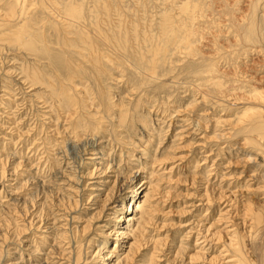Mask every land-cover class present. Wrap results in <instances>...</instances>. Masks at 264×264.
<instances>
[{"label": "rangeland", "instance_id": "obj_1", "mask_svg": "<svg viewBox=\"0 0 264 264\" xmlns=\"http://www.w3.org/2000/svg\"><path fill=\"white\" fill-rule=\"evenodd\" d=\"M94 1L62 0L81 7L90 29H95L90 14ZM114 2L121 9L120 20L131 23L145 40L137 50L154 64L155 74L148 78L150 70L142 69L143 74L133 60L132 65L120 68L108 64L107 94L130 109L113 132L107 126V134L96 137V132L93 136L80 128L81 136L73 138L65 117L54 108L56 98L50 87L24 73L30 64L49 71V60L40 56L42 44L37 42L27 50L8 39L0 40V259L6 257L1 249L4 237L15 240L17 225L25 227L41 215L48 223L45 227L51 228L47 233L44 228L37 230L36 238L44 234L47 240L40 264H46L45 252L61 241L54 237L68 229L70 235L77 229L89 236L95 252L104 251L94 264H102L103 254L112 251L111 262L116 264L124 252L120 251L123 241H116L117 233L130 222L125 219L133 212L137 220L126 230L139 228L141 247L127 264H238L235 248L239 245L248 254L252 249L249 256L260 263L264 251L256 246L259 239L253 240L251 248L248 242L253 232L257 234L253 228L256 215L264 214L260 177L264 169L258 170L264 162L245 144L247 131L238 127L249 98L264 93V43H251L244 36L254 8L252 0ZM12 4L13 0H0L4 37L22 21L6 16ZM28 7L24 10L31 17L39 16L33 5ZM256 13L264 14V0L259 1ZM166 16L182 27L180 38L185 30L191 33V43L155 55L152 49L166 44V37L159 34ZM51 26V22L44 25L48 52L58 57L60 37ZM34 35L39 40L40 30ZM72 89L89 102L96 94L92 83L79 78L73 79ZM96 138L103 147L97 152L106 154L103 159L114 157L113 171H102L106 160H99L93 154L96 151L85 152ZM143 149H147L145 156ZM138 166L144 168L138 171ZM120 172L124 180L116 182ZM134 190L138 191L131 193ZM109 193L122 195L109 206ZM15 211L25 217H16ZM10 242V256L4 264H39L32 259L27 262L26 251L19 250L16 241Z\"/></svg>", "mask_w": 264, "mask_h": 264}, {"label": "bare ground", "instance_id": "obj_2", "mask_svg": "<svg viewBox=\"0 0 264 264\" xmlns=\"http://www.w3.org/2000/svg\"><path fill=\"white\" fill-rule=\"evenodd\" d=\"M114 1L115 0L94 1V11L90 12V14L93 16L91 25H93L95 29H90L84 24L87 19L85 13L81 11V7L75 6L74 3H68L69 1L67 3H63L62 0H13V4L6 16L11 18L17 17L18 19L21 18V24L17 30L11 32V34L7 37H4V35H7V33L0 34V40L8 39L9 41H13V43H16V45L23 46V48L27 50L35 48V44L37 42H40L42 44L41 46H43L44 49L42 48L43 51L40 56L46 57L49 60L47 62L49 71H43L42 69H40V65L38 66L30 64L25 66L24 73L29 79L33 81H40L43 85L50 87V92L54 94L56 98V104L54 105V108L59 113V115L63 114L62 117H65L64 122L67 123V128L74 134L73 138L75 137V139L76 136L78 137L80 128L92 132L93 136L94 132H96V137L97 133H103L104 130H106L107 126L111 130L114 129V127H116L118 123L122 122V120L125 119L124 114L126 112H129L130 110L129 108H124L125 102L123 103V101L120 102L119 100H113L112 97L107 94L106 86L104 83L107 73H110L107 67L108 64H114L115 67L120 68L132 65L131 60H133L135 69H139V71L141 70L140 72H143V74L144 71H142V69L145 68L150 70L149 72L147 70L148 78L153 77V75L155 74L154 64L149 63L146 59L145 54L137 50V48H139L145 42V40L140 39V35H138L135 27L132 26L131 23L124 22L122 19L120 20L121 17H119V15L121 12H119V10L121 11V9H118V6H116V2ZM259 1L260 0H252L254 8L248 20L249 26L247 27L244 35L245 39L251 43H256L258 41L264 43V14L256 13L257 8L259 7ZM28 5H33L34 7H32V9L34 8L33 10L35 11V13H39V16L31 17V13L25 12L24 8L26 9ZM185 12L187 14L190 13L188 16L191 15L189 9L186 8ZM16 20L15 23L17 22ZM171 20L172 19L170 16H166L161 22L162 24L160 25L161 29L159 34L164 38L166 37V44L165 46H163L162 44H160L159 46L156 45V49H152L155 55H157V52L166 54V50L171 46L180 47L184 44L191 43V33L188 30H185V34L180 38V34L182 33L183 29L178 25V23L177 25H175L176 23L172 22ZM48 22L52 23V26L50 28L54 29L55 35L58 38L60 37V41L58 43V45H60L58 57H54L52 54H50V52H48L50 46L49 42H47L45 38L46 27H44V25ZM2 24L4 23L0 21V26ZM9 24L12 25V23ZM39 30L40 39L36 40V36L34 35V33ZM92 30L96 32H92ZM86 39L87 41H85ZM147 41H150L149 37ZM102 45L106 46L107 48L112 47L113 51L110 52L107 48H101ZM76 78H79L83 81H88L92 83V86L95 87L96 94L91 102H89L86 98H82L81 96L76 95L73 92V79ZM45 79H47L48 81H46ZM56 90L58 91V93H56ZM63 98L67 99L68 101H66V103H62L61 100H63ZM250 98H252V100ZM250 98L246 102L248 104V107H245L246 109L245 111H243L244 113L241 118V122L243 120V123H241L238 127H240L241 130L244 131L245 129L248 132H244V140L246 142L245 144L250 145V147L254 149L257 157L261 158L260 160L264 162V93H254V95H252V97ZM103 134L107 133L104 132ZM98 138L94 140L96 142L95 144H89L91 147L95 146L93 147V149H89L90 146H88L86 148V151L84 148V151L89 153H93L96 151L93 154H97L99 160H106L103 159L105 158L104 156H106L105 152H97V150L103 149V147L98 145L102 144L100 143V141H97ZM90 140L92 142V139ZM143 150L144 151H141L142 153H138H141L142 156H145L147 153V149ZM126 153L129 154L128 151ZM130 154L129 156H131ZM141 155H139V159H145L144 157H141ZM107 160L106 162L101 163L104 164L105 167L102 169V171H113L116 165L114 157L109 159L108 155ZM81 163L82 167H86V163L84 162V160H81ZM138 167V171L144 168L143 166ZM262 169L264 168H258V170ZM134 173L135 172L131 173V175H134ZM86 175H92V172L87 173ZM117 176L116 179L118 180H115L116 182H120V180L122 179L124 180L125 175L121 174V172ZM260 177L264 180V171L260 175ZM104 179L102 181H104ZM98 183L100 184V186H103L101 182ZM121 191L122 193H124L125 189H120L119 192ZM137 191L138 190H134L131 193ZM121 195L119 197H121ZM136 195L137 194H135V196ZM133 196H131V198ZM116 197H118V195ZM116 197L114 193H109V197L107 199V203L109 206L110 204H114L115 202H117V199L119 197ZM113 207L114 206H112L111 208ZM122 207L120 209H122ZM77 210L78 208H76V211ZM134 210L136 211V208ZM101 212L103 211L97 213L98 218L101 217ZM21 213L22 214H20L18 211H15V215H17L16 217H18L19 215H23V212ZM24 213L27 212L24 211ZM135 215L136 213L133 212L127 214L126 219H124L130 222L125 225L124 229L118 230L117 236L119 238L116 241H119V239L123 241L120 251L122 250L124 252L121 254L122 256L120 255L117 257L118 259L116 264H127L130 259L135 258L134 254H137L139 252V248L141 247L139 228L133 227V230H126L131 226V221L137 220L135 218ZM23 217H25V215H23ZM35 219H38V221L34 223ZM41 219V215L37 217L34 216L32 219H30V221L27 222V225L24 224L25 227L17 225V238L15 240H10L9 236L4 237V246L1 249H5L3 254L4 257L6 256L5 258L10 256V249H8L9 243H11L10 241H16V247L19 250L26 251V254L29 256L27 262L31 261L32 259L36 260V263L40 264V261L42 260L40 256H43L41 252L47 249V240L46 238H44L45 236L43 234V236L37 235V238H41L42 240L39 241L36 238L37 230H41L42 228H44L47 230L43 232H46L51 228V226L49 228L45 227V225L48 223H44V219ZM38 223L40 224L37 225ZM253 228L258 235L253 232L252 240L248 242V245L251 248V243L253 242V240L259 239L256 246L263 247L264 251V214L261 213L256 215L253 223ZM68 230H66L67 233L64 231V233L60 234L58 237H54L56 240L58 238V240L61 241L56 244L54 243L50 247L49 252H45L46 264H94L96 261V256L100 252L102 253L104 251H99L97 249L98 251L96 250L95 252L93 250V240H91L89 236H84L85 233L79 234L80 231L76 229L75 232L73 231V233H71L70 235ZM89 232L88 234L91 235L92 233L90 232V234ZM26 234L28 235L26 236ZM5 238H8V240H6ZM250 250L251 251L249 252H251L252 254V249ZM113 254L114 251H112L111 253H104V261H102V264H110L113 257H115V255ZM251 254L246 253V251H244V249L241 248L240 245L235 248V255L237 257L236 262L238 264H257L254 262V259L249 256ZM49 255H51L52 258L50 259V262H47ZM1 257L2 259H0V264H4L5 258H3V256ZM260 259L261 261L259 260L260 263L258 264H264V252L260 256ZM106 261L108 262L106 263ZM111 264L113 263L111 262Z\"/></svg>", "mask_w": 264, "mask_h": 264}]
</instances>
